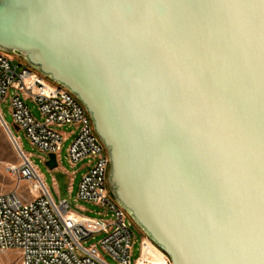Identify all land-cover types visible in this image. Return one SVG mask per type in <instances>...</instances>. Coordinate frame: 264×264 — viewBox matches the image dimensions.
I'll list each match as a JSON object with an SVG mask.
<instances>
[{
  "label": "water",
  "instance_id": "95a60500",
  "mask_svg": "<svg viewBox=\"0 0 264 264\" xmlns=\"http://www.w3.org/2000/svg\"><path fill=\"white\" fill-rule=\"evenodd\" d=\"M0 52L81 104L170 264H264V0H0Z\"/></svg>",
  "mask_w": 264,
  "mask_h": 264
},
{
  "label": "built area",
  "instance_id": "2783aa9c",
  "mask_svg": "<svg viewBox=\"0 0 264 264\" xmlns=\"http://www.w3.org/2000/svg\"><path fill=\"white\" fill-rule=\"evenodd\" d=\"M1 102L8 103L12 124L44 156V161L53 154L57 162L56 155L65 139L59 129L73 128L68 135L72 141L67 161L71 166L81 162V168L87 169L78 183L75 200L93 204L101 212L98 217H89L72 210L67 200H55L0 112V123L9 130L11 142L20 152V162L7 166L6 173L17 184L25 183L31 195L25 199L18 188L0 192V251H16L20 264H108L106 257L117 264H131V221L109 196L108 158L81 104L63 87L2 52ZM26 102L34 105L38 119ZM97 236L101 237L86 244ZM142 243L140 240L139 255L133 264H139Z\"/></svg>",
  "mask_w": 264,
  "mask_h": 264
},
{
  "label": "rangeland",
  "instance_id": "374dc122",
  "mask_svg": "<svg viewBox=\"0 0 264 264\" xmlns=\"http://www.w3.org/2000/svg\"><path fill=\"white\" fill-rule=\"evenodd\" d=\"M20 62L24 63L22 59L10 55ZM27 107L29 108L31 114L38 119V113L34 105L30 102H26ZM0 112L3 117L4 122L10 127L14 136L19 140L20 148L28 155L30 162L35 166L39 175L43 179L45 185L52 192L55 200L65 199L68 201L72 210L84 214L89 217H98V212L101 210L90 204L88 202H82L75 200L78 183L81 179V176L86 172V168H81L83 163H78L75 166H71L66 158L67 149L72 141V137L68 136L73 128L70 126H63L59 131L64 135L65 139L61 143L59 152L57 153V166L56 168L49 170L45 166L44 156L36 152L24 138L21 131H15L12 127V119L9 112V106L7 102L0 103ZM20 162L18 154L16 153L14 146L7 135L4 128L0 125V192H6L10 190H16L23 194L25 199H30L31 195L26 192L25 183L17 182L9 177L6 173V168L9 165H15ZM109 218V216L105 217ZM131 229L134 236L131 239V252H130V263L133 264L134 260L139 255V246L140 240H143L142 243V253L141 257L143 259L146 256H155L164 259L165 257L147 240L142 232L131 222ZM101 236L95 237L93 240H89L86 244L92 243L95 240H98ZM106 262L108 264H117L109 257H106ZM0 264H20L18 254L14 250H5L0 251Z\"/></svg>",
  "mask_w": 264,
  "mask_h": 264
},
{
  "label": "crops",
  "instance_id": "0c3cea01",
  "mask_svg": "<svg viewBox=\"0 0 264 264\" xmlns=\"http://www.w3.org/2000/svg\"><path fill=\"white\" fill-rule=\"evenodd\" d=\"M147 263L146 264H162L164 262V259L158 257V255L155 256H146L144 259ZM145 264V263H144Z\"/></svg>",
  "mask_w": 264,
  "mask_h": 264
},
{
  "label": "bare ground",
  "instance_id": "6f19581e",
  "mask_svg": "<svg viewBox=\"0 0 264 264\" xmlns=\"http://www.w3.org/2000/svg\"><path fill=\"white\" fill-rule=\"evenodd\" d=\"M10 140H11V139H10ZM12 144H13V143H12ZM13 146H14V145H13ZM14 149H15V151H16L17 154L20 153L19 150L17 149V147L14 146ZM138 263H139V264H144V263L146 264L147 262L143 259V257L140 256V259H139ZM167 263H168V262H167V259H165V261H164L162 264H167Z\"/></svg>",
  "mask_w": 264,
  "mask_h": 264
}]
</instances>
